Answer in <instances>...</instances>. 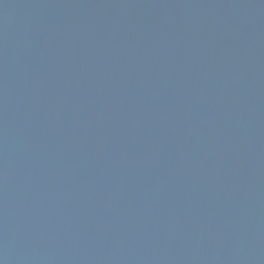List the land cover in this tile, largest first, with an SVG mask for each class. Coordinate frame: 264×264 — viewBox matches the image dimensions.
<instances>
[{
  "label": "water",
  "instance_id": "obj_1",
  "mask_svg": "<svg viewBox=\"0 0 264 264\" xmlns=\"http://www.w3.org/2000/svg\"><path fill=\"white\" fill-rule=\"evenodd\" d=\"M0 264H264V0H0Z\"/></svg>",
  "mask_w": 264,
  "mask_h": 264
}]
</instances>
